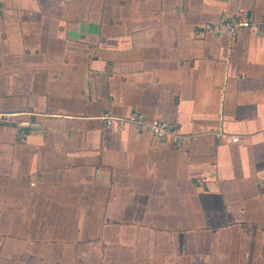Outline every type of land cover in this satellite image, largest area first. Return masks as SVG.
<instances>
[{
	"label": "crops",
	"instance_id": "obj_1",
	"mask_svg": "<svg viewBox=\"0 0 264 264\" xmlns=\"http://www.w3.org/2000/svg\"><path fill=\"white\" fill-rule=\"evenodd\" d=\"M0 112V264H264V0H0Z\"/></svg>",
	"mask_w": 264,
	"mask_h": 264
},
{
	"label": "built area",
	"instance_id": "obj_2",
	"mask_svg": "<svg viewBox=\"0 0 264 264\" xmlns=\"http://www.w3.org/2000/svg\"><path fill=\"white\" fill-rule=\"evenodd\" d=\"M253 26L256 25L250 22L244 15L237 17L226 15L217 22L205 24L203 29L205 32L217 37H229L233 39L238 36L240 30ZM25 115L24 113L0 112V126H13L21 130L41 128V124L36 121L24 120L23 117ZM102 118L109 125L118 124L119 126H124L132 124L139 129H147L152 135L160 139L172 138L178 146L181 144L182 137L180 136L178 125L165 119H156L148 122L146 117L138 112H134L127 117L105 114ZM238 140L239 137L237 136L232 138V142H237Z\"/></svg>",
	"mask_w": 264,
	"mask_h": 264
}]
</instances>
